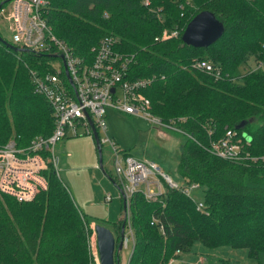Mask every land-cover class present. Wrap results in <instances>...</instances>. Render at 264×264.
Masks as SVG:
<instances>
[{"label": "trees", "instance_id": "16d2710c", "mask_svg": "<svg viewBox=\"0 0 264 264\" xmlns=\"http://www.w3.org/2000/svg\"><path fill=\"white\" fill-rule=\"evenodd\" d=\"M202 9L222 22L223 31L195 47L180 35ZM44 16L57 37L87 58L102 35L117 37L113 49L131 57L128 77L151 78L142 91L152 114L184 134L176 170L186 184L200 187L202 207L166 186L155 200L134 192L128 202L132 250L123 264H164L195 240L244 246L256 259L264 253V68L238 71L248 56L264 61V0H49ZM163 27L179 33L154 39ZM6 42L0 39V145L9 139L26 145L54 126L51 105L30 79L32 70L52 69V53ZM193 57L211 59L220 77L194 67ZM225 128L246 137L245 149L255 158L211 153L209 141ZM46 176L48 187L32 200L0 194V264H87L84 222L91 217L51 165ZM123 214L122 206L117 220L94 221L109 228L115 245L126 225Z\"/></svg>", "mask_w": 264, "mask_h": 264}, {"label": "built area", "instance_id": "2783aa9c", "mask_svg": "<svg viewBox=\"0 0 264 264\" xmlns=\"http://www.w3.org/2000/svg\"><path fill=\"white\" fill-rule=\"evenodd\" d=\"M49 0H0V13L5 12L12 30L10 43L36 52H49L59 59L51 70H32L30 79L34 90L43 95L52 107L54 126L49 135L36 134L26 145L15 140L0 145V194L10 195L17 201L32 200L38 192L48 187L46 172L50 165L59 175L60 156L56 144L67 136L91 134L92 126L105 131L106 108L111 107L127 114H141L171 130H178L170 123L161 122L152 114L149 98L143 89L150 77H128L130 58L113 49L117 37L104 34L90 47L91 56L79 54L64 40L57 37L44 16ZM147 4V1H145ZM179 33L177 27H163L154 39L164 40ZM256 61L255 67H260ZM191 64L205 70L214 77H220V66L208 58L193 57ZM209 130L208 133H210ZM99 142L108 141L114 150L113 172L119 196L124 202L121 248L133 243L128 219V202L134 192H140L144 199L155 200L164 187L175 188L194 199L196 208L202 207L200 198L191 196L198 187L196 182L185 183L173 180L164 173L153 159H141L121 151L106 133ZM247 138L231 128H225L218 137L208 143V150L225 159L251 157L245 149ZM108 198V197H107ZM109 199V198H108ZM94 221L84 222L87 264H100L94 230ZM178 252V251H176ZM172 257L164 264H171Z\"/></svg>", "mask_w": 264, "mask_h": 264}, {"label": "rangeland", "instance_id": "374dc122", "mask_svg": "<svg viewBox=\"0 0 264 264\" xmlns=\"http://www.w3.org/2000/svg\"><path fill=\"white\" fill-rule=\"evenodd\" d=\"M11 34L10 20L5 12L3 15L0 13V36L6 41H11ZM49 61L54 66L59 63V59L55 56L50 57ZM246 66L255 67L256 63L248 56L246 61L239 65L238 71L241 73ZM259 66L264 68V61L259 63ZM106 109L104 132L114 140L120 150L128 151L137 158L153 159L173 180L183 181V177L176 170L184 137L180 128L176 126L179 131L167 129L141 114H127L108 106ZM104 132L99 129L97 134L102 137ZM10 140L14 139L6 142ZM63 143L64 149L61 150ZM99 144L98 152L91 134L72 135L68 132L67 136L56 144L55 150L60 156L59 176L66 184L79 210L87 217H91L88 218L89 221L96 219L109 223L120 217L122 200L116 185L112 182L114 150L108 141H101ZM65 156L67 166L62 169L61 158L63 160ZM200 192V187H197L191 191V196L198 198ZM131 249V242L128 241L127 247L120 249L118 264L126 261ZM176 253L177 255L172 257L171 264H220L222 259H225L226 264H257V259L264 264L262 252L258 253L256 259L249 255L247 247L244 246L208 247L197 240L192 242L187 251Z\"/></svg>", "mask_w": 264, "mask_h": 264}, {"label": "water", "instance_id": "95a60500", "mask_svg": "<svg viewBox=\"0 0 264 264\" xmlns=\"http://www.w3.org/2000/svg\"><path fill=\"white\" fill-rule=\"evenodd\" d=\"M223 31V25L214 14L207 10L202 9L195 13L185 24L180 38L186 43L195 47L206 46L217 39ZM4 42L3 39L0 36ZM7 45L14 49L18 47L10 42H6ZM92 136L96 143L98 152L100 151L99 139L96 130L92 126ZM124 208V202L122 203ZM94 230L96 234V243L98 249L99 261L101 264H118L117 256L114 259V250L121 249V239L118 240L115 245L114 236L112 232L103 224L95 223ZM122 233V228H121ZM132 250V249H131ZM131 252V251H130ZM130 254V253H129Z\"/></svg>", "mask_w": 264, "mask_h": 264}, {"label": "crops", "instance_id": "0c3cea01", "mask_svg": "<svg viewBox=\"0 0 264 264\" xmlns=\"http://www.w3.org/2000/svg\"><path fill=\"white\" fill-rule=\"evenodd\" d=\"M106 111H107V109H106ZM106 111H105V113H106ZM61 150H63L64 149V143L63 144H61ZM66 159H67V157L65 156L64 158H63V160H62V158H61V165H62V169H64L67 165H66Z\"/></svg>", "mask_w": 264, "mask_h": 264}, {"label": "bare ground", "instance_id": "6f19581e", "mask_svg": "<svg viewBox=\"0 0 264 264\" xmlns=\"http://www.w3.org/2000/svg\"><path fill=\"white\" fill-rule=\"evenodd\" d=\"M101 264V263H100Z\"/></svg>", "mask_w": 264, "mask_h": 264}]
</instances>
